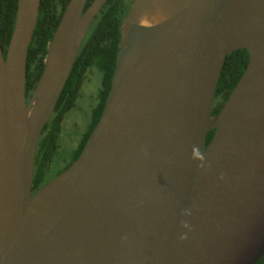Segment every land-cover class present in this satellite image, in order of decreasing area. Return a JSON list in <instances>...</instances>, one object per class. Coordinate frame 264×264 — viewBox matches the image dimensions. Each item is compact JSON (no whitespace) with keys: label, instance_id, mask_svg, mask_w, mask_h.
I'll return each mask as SVG.
<instances>
[{"label":"water","instance_id":"water-1","mask_svg":"<svg viewBox=\"0 0 264 264\" xmlns=\"http://www.w3.org/2000/svg\"><path fill=\"white\" fill-rule=\"evenodd\" d=\"M106 1H68L27 99L41 0H17L5 53L0 45V264H255L264 0H134L97 123L78 157L32 194L41 132ZM241 49L247 65L213 114L225 59Z\"/></svg>","mask_w":264,"mask_h":264},{"label":"trees","instance_id":"trees-1","mask_svg":"<svg viewBox=\"0 0 264 264\" xmlns=\"http://www.w3.org/2000/svg\"><path fill=\"white\" fill-rule=\"evenodd\" d=\"M69 0H41L38 21L28 47L26 57V95L31 94L43 70L44 58L48 42L57 27L64 8ZM87 0L85 8L89 2ZM17 9V0H0V45L5 53ZM128 10L123 0H108L97 15L88 33L82 41L68 80L58 98L53 114L44 126L38 140L33 168L32 191H36L59 173L66 169L81 152L89 134L97 123L105 98L108 94L114 64L118 52L119 29ZM248 62L247 51L244 49L227 56L221 69L217 83L215 98L221 105H214L212 113L216 114L228 98L238 82ZM99 72L101 81L95 93L94 103L90 107L89 123L79 141L66 151L59 154L58 142L63 130L66 115L74 108L83 82L90 72ZM214 131L208 132L203 148L210 142ZM58 159L61 165L51 175L50 167ZM264 264V255L255 263Z\"/></svg>","mask_w":264,"mask_h":264},{"label":"rangeland","instance_id":"rangeland-1","mask_svg":"<svg viewBox=\"0 0 264 264\" xmlns=\"http://www.w3.org/2000/svg\"><path fill=\"white\" fill-rule=\"evenodd\" d=\"M125 8L128 10L132 0L123 1ZM130 10V9H129ZM100 73L90 72L83 82L79 91L78 99L74 108L66 115V121L63 123V130L58 142L59 154H65L80 140L84 133L90 118V107L94 103L95 93L100 86ZM58 159L54 158V163L50 167V174L53 175L61 164Z\"/></svg>","mask_w":264,"mask_h":264},{"label":"flooded vegetation","instance_id":"flooded-vegetation-1","mask_svg":"<svg viewBox=\"0 0 264 264\" xmlns=\"http://www.w3.org/2000/svg\"><path fill=\"white\" fill-rule=\"evenodd\" d=\"M91 1H92V0H91ZM91 1L89 2L88 6L90 5ZM123 1H124V0H123ZM133 1H134V0H132V3L130 4V7L128 8V12H129V9L131 8L132 4H133ZM107 4H108V0L105 2V4L102 6V8H103L105 5H107ZM88 6H87V7H88ZM102 8L99 10V12L102 10ZM99 12H98V14H99ZM128 12H127V13H128ZM98 14H97V15H98ZM97 15H96V17H97ZM96 17L94 18V20L96 19ZM94 20L92 21L90 27L92 26ZM90 27H89V29H90ZM89 29H88V31H89ZM88 31H87V33H88ZM87 33H86V34H87ZM85 36H86V35H85ZM84 38H85V37H84ZM30 95H31V94H28V95H27V99L30 98ZM221 104H222V102H221L220 100H219V101H216V98L214 99L213 106H214V105H221ZM35 192H36V191H32V194H34Z\"/></svg>","mask_w":264,"mask_h":264}]
</instances>
